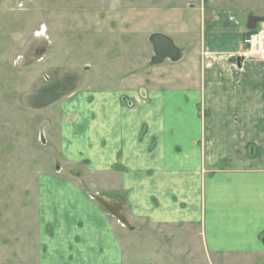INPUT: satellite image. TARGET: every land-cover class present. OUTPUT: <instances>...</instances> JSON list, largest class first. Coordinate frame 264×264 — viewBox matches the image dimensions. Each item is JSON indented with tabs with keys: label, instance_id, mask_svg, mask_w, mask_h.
<instances>
[{
	"label": "crops",
	"instance_id": "0c3cea01",
	"mask_svg": "<svg viewBox=\"0 0 264 264\" xmlns=\"http://www.w3.org/2000/svg\"><path fill=\"white\" fill-rule=\"evenodd\" d=\"M200 10L199 39L197 20L167 31L180 35L179 60L60 101L58 150L92 179L89 192L123 206L133 230L179 228L205 264H240L264 257V44L243 48L249 30L231 6ZM86 193L73 179H40L50 233L41 229L37 264H128L120 224ZM138 261L172 264L155 251Z\"/></svg>",
	"mask_w": 264,
	"mask_h": 264
},
{
	"label": "rangeland",
	"instance_id": "374dc122",
	"mask_svg": "<svg viewBox=\"0 0 264 264\" xmlns=\"http://www.w3.org/2000/svg\"><path fill=\"white\" fill-rule=\"evenodd\" d=\"M261 1L0 0V264H37L45 248L40 232L50 230L38 213L42 177L73 179L94 200L92 179L59 153L60 101L141 74L153 54L151 33L177 32L197 20L192 37L199 39L205 21L201 6H231L245 24L248 15L262 14ZM255 32L264 38L259 24ZM170 36L180 47V35ZM120 226L128 264L154 251L172 264H205V254L192 250L197 243L179 236V228ZM262 261L240 257V264Z\"/></svg>",
	"mask_w": 264,
	"mask_h": 264
},
{
	"label": "water",
	"instance_id": "95a60500",
	"mask_svg": "<svg viewBox=\"0 0 264 264\" xmlns=\"http://www.w3.org/2000/svg\"><path fill=\"white\" fill-rule=\"evenodd\" d=\"M264 21V16L249 15L246 20V28L251 31L256 29L257 24ZM152 45L153 54L149 59L148 65H158L165 59L177 61L181 57V50L177 47L170 37L161 33H151L148 37ZM102 207L114 217L122 226L128 230H133V227L128 223L123 206L114 200H108L98 194L91 195ZM264 241V237H262Z\"/></svg>",
	"mask_w": 264,
	"mask_h": 264
},
{
	"label": "built area",
	"instance_id": "2783aa9c",
	"mask_svg": "<svg viewBox=\"0 0 264 264\" xmlns=\"http://www.w3.org/2000/svg\"><path fill=\"white\" fill-rule=\"evenodd\" d=\"M256 33L257 32L250 34L249 36H245L243 38L244 49H253L254 52L263 51V43H264L263 35L261 36V33L258 34Z\"/></svg>",
	"mask_w": 264,
	"mask_h": 264
},
{
	"label": "trees",
	"instance_id": "16d2710c",
	"mask_svg": "<svg viewBox=\"0 0 264 264\" xmlns=\"http://www.w3.org/2000/svg\"><path fill=\"white\" fill-rule=\"evenodd\" d=\"M255 30L248 31L245 36H249L250 34H253Z\"/></svg>",
	"mask_w": 264,
	"mask_h": 264
}]
</instances>
